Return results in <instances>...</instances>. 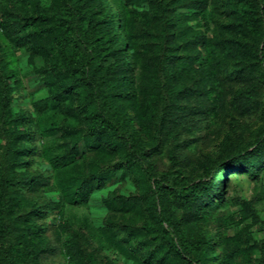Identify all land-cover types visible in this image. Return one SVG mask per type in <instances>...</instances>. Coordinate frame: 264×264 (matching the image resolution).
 <instances>
[{
    "label": "trees",
    "instance_id": "obj_1",
    "mask_svg": "<svg viewBox=\"0 0 264 264\" xmlns=\"http://www.w3.org/2000/svg\"><path fill=\"white\" fill-rule=\"evenodd\" d=\"M150 1L153 25L163 46L146 57L136 87L137 76L127 48L129 39L122 33L130 24L121 22L124 17L120 13L115 17L111 0L0 1V26L5 36L19 49L34 44V52L44 59L39 66L28 55L30 74L35 76L34 91L42 84L48 87L47 94L33 96L34 111L45 114L53 100L65 102L74 98L85 119V129L65 121L43 131L47 139L67 137L68 150L51 157V167L36 179L28 169L21 172L20 181L1 176L0 225H8L19 196L32 209L24 219L25 232L0 253V264H44L60 246L73 260L76 243L71 222L66 218V204H87L100 185L125 178L136 183L139 193L128 196L121 191L103 198V203L107 210L132 211L144 219L141 226L132 229L130 235L134 238L151 235L163 239L159 247H147L146 252L159 264H210L208 252L213 239L207 232L196 230L194 222L214 198L224 199L227 173L244 169L255 175L264 172V150L255 158L243 153L244 148L233 151L231 132L225 134L221 157L215 164L206 162L197 177L185 170L190 160L187 134L210 127L219 117L222 68L231 66L228 70L235 83L232 102L239 109L250 111V104L259 101L254 72L259 71L264 82V0L224 1L230 15L228 26L244 37H230L220 45L206 37L211 31L209 0H175L186 9L184 16L199 24L197 30L189 25L188 31L178 29L169 12V0ZM3 49L0 41V51ZM10 62L0 56V118L9 128H15L24 123L26 116L15 117L11 108L17 69ZM198 70L208 89L200 90L198 86L191 91L188 80ZM137 95L141 96L139 104L134 102ZM194 95L200 100L192 106L188 100ZM65 109L71 115L75 113L69 103ZM144 134L150 135L151 140ZM162 135L168 143L167 161L165 169L159 171L152 148H156ZM18 138L11 156L19 163L26 162L32 150L30 129L19 131ZM170 140L174 141L173 146H169ZM88 148L98 149L99 153V160H90L91 177L84 176V168L77 165ZM112 153H118L121 161L112 169L100 171V162ZM217 171L221 173L216 181ZM39 187L49 194L59 192L57 198H49L48 210L53 217L48 226L42 221L37 201L27 196L28 190ZM174 206L183 211L178 213ZM99 230L122 259L145 264L136 260L132 254L135 247L118 237L112 223L103 220ZM246 234L250 241L246 251L257 264H264V241L259 244L251 232Z\"/></svg>",
    "mask_w": 264,
    "mask_h": 264
},
{
    "label": "rangeland",
    "instance_id": "obj_2",
    "mask_svg": "<svg viewBox=\"0 0 264 264\" xmlns=\"http://www.w3.org/2000/svg\"><path fill=\"white\" fill-rule=\"evenodd\" d=\"M111 1L115 17H117V13H120L124 17L121 22L129 21L130 24L122 33L129 39L127 48L130 50L129 57L134 64L137 76L134 84L136 87L140 82L143 62L150 53L159 52L163 46V39L160 38L159 31L153 25L150 0ZM224 1L209 0L211 31L209 35L206 34V37L216 45H220V42L230 37H244L228 26L230 15ZM169 2V12L175 17L176 23L180 27L179 30L188 31L189 25L195 30L199 29L197 20H188L184 16L186 9L180 3H176L175 0H169ZM185 36L190 39V33L186 32ZM0 41L4 47L0 51V56L10 60L11 66L17 69L16 88L11 105L13 114L15 117L26 116L24 123L15 128H9V125L0 118V178L5 175L15 177L20 181L21 172L28 169L36 179L39 174L51 167V157L62 155L68 150L67 137L47 139L43 136V131L51 126H61L65 121L85 129V119L77 110L74 98L65 102L53 100L50 110L45 114L40 115L35 112L32 105L33 96L41 92L47 94L48 87L42 84L34 91L35 76L30 74L32 72L30 71L31 65L28 63V55L31 54L30 60L33 59L34 63L39 66L44 63V59L40 53L34 52V44H27L24 48L19 49L15 42L5 36L1 26ZM229 68L231 66L220 70V75L223 77V98L218 119L210 127L200 132L190 131L187 134L190 160L185 166V170L192 176L197 177L204 169L206 162L215 164L221 157V143L227 132L232 133V143L235 146L233 151L244 148L246 151L243 153L255 158L264 150V131L261 130V126H264V82L259 77V71H255L254 74L259 84V101L256 104H250V111L243 112L232 102L231 92L235 83L231 80ZM162 79L164 80V77ZM203 79L201 71L198 70L195 77L188 80L187 88H191V91H194L198 86L201 87L200 90L208 89L207 82ZM195 82H198V85H195ZM140 99L141 96L137 95L134 102L139 104ZM199 100L200 98L194 95L189 98L188 102L193 106L198 104ZM67 103L74 107L73 115L66 111ZM25 127L29 128L32 133V138H30L32 150L27 156L26 162L19 163L12 158L11 154L15 148L14 141H19V131ZM144 135L151 140L150 135ZM155 144L158 149L151 147L152 155L157 162L158 170L162 171L165 169L167 161L166 136L162 135L159 142ZM173 145L174 141L170 140L169 146ZM92 158L99 160L98 149L88 148L87 153L77 161V165L81 164L84 168L83 175L86 177L92 176L89 165ZM119 161H121L120 155L112 153L106 161L100 162L99 169L100 171L112 169ZM220 173L218 171L215 173L216 181L220 179ZM226 175L224 199L220 201L214 198L212 204L205 206L200 217L194 222V228L207 232L213 239L212 249L208 252L210 264H257L253 255L246 251L250 243L246 233L251 232L259 244L264 241V172L260 171L255 175L251 170L244 169V171L235 173L231 171ZM121 191L128 196L139 193L134 181L129 178L116 179L100 185L87 204L67 203L65 206L66 218L71 222V235L76 243L73 260L60 246L56 248L51 257L45 260L44 264H132L133 259H126V261L122 259L102 237L99 226L103 220L114 225L118 231V237L123 239L127 245L132 244L135 247L132 254L136 260L145 264H159L156 258L146 252V248L159 247L163 239L151 235L141 239L134 238L130 235L132 229L141 226L144 219L132 211L107 210L105 207L103 198L114 197ZM15 195L18 197L17 193ZM27 196L30 200L37 201L43 215L42 221L48 226L53 217V214H50L48 210L49 198H57L59 192L49 194L45 189L39 187L28 190ZM174 208L178 213L183 211L181 207L174 206ZM31 209V205L20 200L19 196V204L13 217H9L7 220L8 225H0V253L8 243L16 241L25 232L24 219ZM184 231L187 232L188 229L185 228ZM147 242L150 243L149 246Z\"/></svg>",
    "mask_w": 264,
    "mask_h": 264
}]
</instances>
